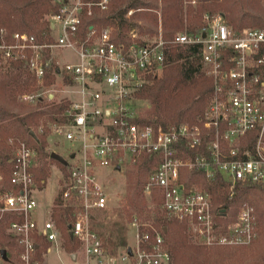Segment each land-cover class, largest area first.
<instances>
[{"label":"built area","instance_id":"1","mask_svg":"<svg viewBox=\"0 0 264 264\" xmlns=\"http://www.w3.org/2000/svg\"><path fill=\"white\" fill-rule=\"evenodd\" d=\"M108 2L52 0L57 11L47 17L48 41L43 44L35 36L0 27V71L21 62L39 82L47 74L67 81L68 109L51 122L50 130L77 144L71 152L75 157L61 171L58 194L61 208L70 214L68 234L82 248L83 259L73 264H171L161 231L135 217L130 222L132 244L118 261L92 228L93 214L108 207L102 179L141 156L159 160L148 175L144 197L149 202L158 198L164 217L186 224L196 244L249 246L258 237L253 207L246 203L232 222H221L224 210L214 213L210 194L186 185L182 174L196 172L207 184L219 180L229 199L241 184L264 188V29L237 30L222 14L206 13L195 30L185 29L169 40L161 34L137 40L132 31L118 40L111 26L82 24L92 8L107 10ZM173 48L197 50L203 86L210 89L208 106L195 124L142 125L132 105L141 101L135 93L162 75ZM55 50H70L75 60L53 59ZM37 97L43 98H24L35 102ZM45 98L52 100L54 94ZM6 146L3 157L9 164L0 159V225L16 239L20 252L13 259L5 251L8 260L0 255V264H45L42 257L50 250L38 259L37 240L56 250L61 237L53 213L39 214L33 173L38 156L22 140L9 138Z\"/></svg>","mask_w":264,"mask_h":264},{"label":"trees","instance_id":"2","mask_svg":"<svg viewBox=\"0 0 264 264\" xmlns=\"http://www.w3.org/2000/svg\"><path fill=\"white\" fill-rule=\"evenodd\" d=\"M98 3L99 0H86ZM187 5H184V2ZM195 1V6L190 5ZM160 6L148 0H111L110 11H101L92 8L91 16H84L83 26H111L118 40H125L126 34L135 27L141 34H155L154 28L137 26L129 23L124 16L131 10L153 9L160 12L162 24V39L169 40L185 27L193 31L200 26L204 14L221 12L226 21L237 30L244 27L264 29V7L259 5L260 0H160ZM152 6V7H150ZM56 7L52 0H0V27L8 33H26L35 36L38 43L48 41L49 26L47 17L55 13ZM136 19L154 22L152 14H136ZM119 32V35H118ZM162 75L152 80L135 93V97L147 102L149 109L145 115L137 120L142 125H155L166 128L168 125H179L182 122L195 124L208 106L210 89L203 86V75L199 71V55L195 48H173L168 52V59L164 63ZM55 80L54 75L47 74L42 81V86H50ZM39 81L32 75L21 62L13 63L9 68L0 71V159L3 165L9 164V158L3 157L9 148L6 140L9 138L25 141L38 156L37 168L33 170L38 188H42L48 177V165H57L62 172V166L45 151L46 122L60 118L68 109L67 102L57 103L47 98L37 97L34 106L23 102L25 95H33L40 89ZM43 127L42 133L38 129ZM158 159L152 156H141L127 168V196L126 205L123 207L124 219L132 221V217L143 223H148L161 231L166 246L171 253V264H218L223 248H206L198 246L187 225L169 220L162 214L160 200L152 197L149 209L148 202L143 195L144 185L151 169L157 165ZM183 180L188 186H197L206 190L213 203L214 213L220 209L221 222H232L244 204H250L254 209L256 221L257 240L249 247H243L237 254L239 258L249 259L246 264H264V188L253 184L238 185L232 199L228 198V190L219 180L215 184H207L201 174L183 171ZM52 219L56 222L60 236L64 238L65 251L74 254L79 247L75 239L68 234L71 222L70 214L61 208L59 199L56 200ZM165 229V231H163ZM123 227L116 233L121 235ZM37 258L49 248L50 244L42 238L37 240ZM117 246L124 247L125 239L121 236L115 241ZM221 249V250H220ZM0 250L13 253L16 258L20 252L15 238L6 235L4 226L0 225ZM218 250V251H217ZM224 250V249H223Z\"/></svg>","mask_w":264,"mask_h":264},{"label":"rangeland","instance_id":"3","mask_svg":"<svg viewBox=\"0 0 264 264\" xmlns=\"http://www.w3.org/2000/svg\"><path fill=\"white\" fill-rule=\"evenodd\" d=\"M147 1V0H145ZM149 2H152V4H157L160 6V0H148ZM111 3V0H109L107 4V10L103 11H110L109 4ZM195 1L191 2L190 5L192 7L195 6ZM259 5L264 7V0H260L258 2ZM188 3L185 1L184 5H187ZM152 7V6H150ZM102 11V10H101ZM132 11V12H131ZM131 15H128V13L124 16L125 20H127L130 24L134 23L137 26H148V28L152 29L154 28L155 34L151 35L149 33L147 34H141L139 30L135 27V29H132L131 31L136 36L137 40L141 39H147V38H153L155 36H158L162 34V24H161V18H160V12L153 9H140V10H131ZM152 14L156 18L154 22L145 21L143 19H136V14ZM214 13H220L223 15V13L217 11ZM224 16V15H223ZM225 22L226 18L224 16ZM227 24H230L227 22ZM231 25V24H230ZM234 27L233 25H231ZM235 28V27H234ZM244 28H253V27H244ZM187 29L185 27L183 30ZM182 30V31H183ZM188 30V29H187ZM180 33V32H178ZM130 32H128L126 35L128 36ZM53 57V59H56V57H59L62 63H67L68 61H74V55L72 51L70 50H55L51 52L50 57ZM55 80L50 86L44 87L42 86V82H39L38 85L40 89L35 91V94L33 95H27V96H33L36 97L37 95L41 94L43 98L46 97V94H54V101L57 103L60 102H67L69 95V88L67 85V81H65L63 76H54ZM23 96L21 100L25 102L26 104L30 106H34L36 103L29 102L26 100ZM136 111L139 112V114L143 117L145 115V112L149 109V105L145 101H137L133 102V104ZM51 122H46V140H47V147L45 149L48 153H57L60 156H63L67 162H70L71 159H69V154L71 152H74L77 148L76 143L66 142L64 139L55 137V135L51 132ZM43 127H40L37 131L38 133H42ZM38 164H40V161H38ZM130 165L124 166L118 173H112L106 178L102 179L104 182L105 187H107V193H108V207L103 210L102 212H95L93 214L94 216V222L92 223V228L94 231L100 236L102 240L103 248L112 254L111 256L115 259H118L123 255L125 252V249L127 246L132 244L133 241V235H131V227L130 222L127 219H124L123 216V207L126 205L125 198L127 196V168ZM48 177L45 185L42 188H38V194H35L36 198L39 199V205H40V216L42 213H45L47 211H51L53 213V210L55 209V203L56 200L59 199V192H60V183H61V170L60 168L55 165L54 163L51 165H48ZM148 202V205H150V202ZM52 203V205H51ZM120 227H123L124 230L121 232V235H118L116 233L117 229ZM123 237L125 239L126 245L124 247H119L117 244H115V241L119 240L120 237ZM61 237V236H60ZM257 240V239H256ZM65 242L64 238L61 237L60 239V248L54 249V245L52 247V251L50 254L46 255L48 258H51L52 264H73L70 260H67V256L64 258L62 257L63 254L60 253V251H65ZM198 245V244H197ZM200 246V245H198ZM250 246V245H249ZM247 246V247H249ZM201 247V246H200ZM19 248V246H18ZM223 248L221 250L222 255L217 259L218 264H246L249 262V259L239 258L237 254L241 251V249H244L243 247H234V248ZM20 249V248H19ZM219 250V248H218ZM217 250V251H218ZM66 253L68 251H65ZM10 253V252H9ZM75 253L78 254V261L80 262L83 259V253L82 248L79 245V247L75 250ZM13 253H11L12 255ZM70 254V253H68ZM73 254V253H72ZM42 257V256H41ZM43 258V257H42ZM44 260V258H43Z\"/></svg>","mask_w":264,"mask_h":264},{"label":"water","instance_id":"4","mask_svg":"<svg viewBox=\"0 0 264 264\" xmlns=\"http://www.w3.org/2000/svg\"><path fill=\"white\" fill-rule=\"evenodd\" d=\"M50 156H51L52 160L54 159L55 161H57L62 166H66L67 165V161L65 160V158L63 156H60L59 154H57L55 152L51 153ZM74 157H75V155L73 153L69 154V159H72ZM163 231H165V229ZM69 237H71V234H69ZM127 251H128V253L131 252L130 250H127ZM0 255L2 256V258L5 261L8 260L5 250H0Z\"/></svg>","mask_w":264,"mask_h":264},{"label":"crops","instance_id":"5","mask_svg":"<svg viewBox=\"0 0 264 264\" xmlns=\"http://www.w3.org/2000/svg\"><path fill=\"white\" fill-rule=\"evenodd\" d=\"M40 204V203H39ZM52 204V203H51ZM61 239V238H60ZM60 241V240H59ZM52 247H53V245H50V247H49V249L48 250H50L49 251V253H47V254H45L44 255V262H45V264H52V262H51V258H48L46 255H48V254H50L51 253V251H52ZM47 250V251H48ZM60 253L61 254H63V258L65 257V256H67V257H69V258H67V260H70L72 263L75 261V260H78L79 258H78V254H76V253H74V254H68V253H66L64 250H62V251H60ZM79 262V261H78Z\"/></svg>","mask_w":264,"mask_h":264}]
</instances>
